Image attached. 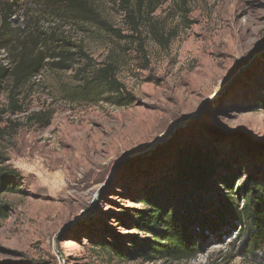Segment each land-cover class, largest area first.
Wrapping results in <instances>:
<instances>
[{
    "label": "rangeland",
    "instance_id": "obj_1",
    "mask_svg": "<svg viewBox=\"0 0 264 264\" xmlns=\"http://www.w3.org/2000/svg\"><path fill=\"white\" fill-rule=\"evenodd\" d=\"M7 4L10 46L0 64L11 67L10 52L21 47L72 56L68 69L45 65L20 91L22 110L6 115L17 126L0 147L20 178L18 190L0 193L8 206L0 264H264V247L245 245L244 228L228 219L216 235L206 231L188 260H123L103 247L128 235L152 238L130 223L138 193L186 146H212L226 160L217 174L236 175L238 205L245 179L264 185V0L153 1L151 15L141 9L147 64L119 0H86V16L62 12L56 0H0V15ZM108 57L134 103L73 101L79 69ZM0 103H8L5 85Z\"/></svg>",
    "mask_w": 264,
    "mask_h": 264
},
{
    "label": "trees",
    "instance_id": "obj_2",
    "mask_svg": "<svg viewBox=\"0 0 264 264\" xmlns=\"http://www.w3.org/2000/svg\"><path fill=\"white\" fill-rule=\"evenodd\" d=\"M153 1L155 0H119L122 9L127 12L130 30L137 34V50L146 64L148 58L141 28L144 18L141 9L146 7L147 16L151 15L157 8ZM56 2L62 12H70L73 16H86L84 13L90 11L89 8L86 9V0ZM10 12V5L7 4V9L0 15V50L10 46L3 32L8 25ZM147 19L150 21V18ZM149 26L150 32L161 41L163 35L156 29L155 23H149ZM9 56L12 57L11 67L0 64V91L5 85L8 101L5 106L0 103V125L6 123L0 127V140L6 138L10 127L17 126L6 115L22 110L19 95L24 84L47 64L60 70L70 68L72 54L65 48L56 53H47L46 49L35 46L30 50L21 47L16 49L15 54L11 51ZM49 57L59 59L49 63ZM88 70L79 69V84L69 92L73 101L96 103L106 100L116 106L134 103L135 96L117 77L114 59L108 57L100 66ZM36 118V112L27 115L29 122ZM7 160L6 153L0 147V193L18 190L16 182L20 173ZM171 165L168 173L160 177L159 181L141 189L138 193L141 207L133 210L134 216L130 222L133 228L152 238L128 235L125 244L120 239L115 240L117 236H113L115 241L105 243L104 248L123 260H188L198 252L200 241L209 236L206 231L216 235L214 229H217L218 224H226L227 219L231 226L238 222L239 231L244 228L245 245L264 247V185L259 184L255 177L250 176L241 183L237 193L242 196L243 201L242 205H238L233 195L236 175L217 174L219 167L227 168V162L223 157L218 160L214 147L186 146L178 151ZM214 179L223 186L225 192L221 193V189L215 187ZM7 208L6 204L0 202L1 217L7 216ZM194 227L197 231L193 235Z\"/></svg>",
    "mask_w": 264,
    "mask_h": 264
}]
</instances>
